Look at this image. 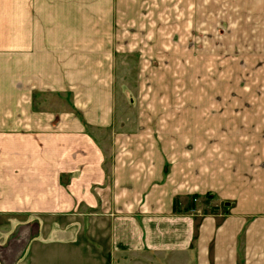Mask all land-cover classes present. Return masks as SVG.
<instances>
[{
  "label": "crops",
  "instance_id": "obj_1",
  "mask_svg": "<svg viewBox=\"0 0 264 264\" xmlns=\"http://www.w3.org/2000/svg\"><path fill=\"white\" fill-rule=\"evenodd\" d=\"M140 6L0 0V214H68L53 232L67 229L70 243L73 217L93 216L106 231L107 264H236L239 214L264 212V103L227 116L215 107L213 139L196 141L195 158H184L189 124H126L112 70L125 37L140 36ZM197 113L191 127L210 131ZM204 196L236 204L216 221L186 206Z\"/></svg>",
  "mask_w": 264,
  "mask_h": 264
},
{
  "label": "rangeland",
  "instance_id": "obj_2",
  "mask_svg": "<svg viewBox=\"0 0 264 264\" xmlns=\"http://www.w3.org/2000/svg\"><path fill=\"white\" fill-rule=\"evenodd\" d=\"M139 18L140 36L125 37L126 51L115 54L112 70L116 108L124 111L126 124L138 118L189 124L193 131L184 128V158H195L196 141L206 146L213 139L215 107L220 104L221 116H227L230 107L264 103V0H141ZM197 111L200 125L210 131L191 127ZM225 199L227 206L215 196L190 197L186 206L198 204L204 214H219V221L236 204ZM8 215L0 214V264L108 262L106 231L93 216L73 217L78 235L70 243L67 229L65 237L53 232L54 221L69 224L68 214H45L40 221L32 214H13L10 220ZM239 215L236 264H264V212ZM9 222L11 227L3 226Z\"/></svg>",
  "mask_w": 264,
  "mask_h": 264
}]
</instances>
